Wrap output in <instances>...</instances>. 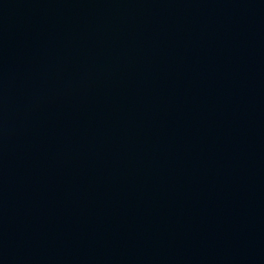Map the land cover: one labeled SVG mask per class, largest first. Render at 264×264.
<instances>
[{"label":"water","instance_id":"obj_1","mask_svg":"<svg viewBox=\"0 0 264 264\" xmlns=\"http://www.w3.org/2000/svg\"><path fill=\"white\" fill-rule=\"evenodd\" d=\"M0 264H264V0H0Z\"/></svg>","mask_w":264,"mask_h":264}]
</instances>
